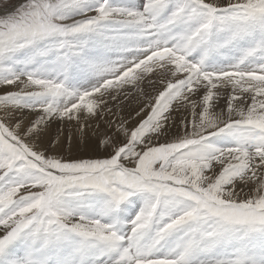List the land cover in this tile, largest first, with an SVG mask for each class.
I'll return each instance as SVG.
<instances>
[{
    "label": "rangeland",
    "instance_id": "obj_1",
    "mask_svg": "<svg viewBox=\"0 0 264 264\" xmlns=\"http://www.w3.org/2000/svg\"><path fill=\"white\" fill-rule=\"evenodd\" d=\"M126 1L0 0V84H29L0 92V261L264 264V0ZM162 62L175 72L142 88ZM189 99L193 117L174 123ZM89 115L101 144L83 141Z\"/></svg>",
    "mask_w": 264,
    "mask_h": 264
},
{
    "label": "bare ground",
    "instance_id": "obj_2",
    "mask_svg": "<svg viewBox=\"0 0 264 264\" xmlns=\"http://www.w3.org/2000/svg\"><path fill=\"white\" fill-rule=\"evenodd\" d=\"M139 0H129V2L128 1H126L127 2V8H128V11H130V10H134V9H136L137 10V8L140 6L141 7V3L139 4V5H137ZM211 2L212 4H214V5H217V6H222V5H225V4H228V3H231L232 2V0H208V2ZM238 1H240V0H238ZM245 1H252V2H255V1H259V0H245ZM139 2H141V1H139ZM130 3V4H129ZM259 3V2H258ZM119 4V3H118ZM167 5V4H166ZM165 5V6H166ZM262 5H264V4H262ZM143 6V5H142ZM262 7V6H261ZM141 9V8H140ZM264 10V9H263ZM160 13V12H159ZM156 14V13H155ZM146 16V15H145ZM134 22V21H133ZM137 24V23H136ZM135 26V25H134ZM195 28V27H194ZM127 30V29H126ZM225 30V29H224ZM181 35H185V33L184 32H181ZM214 36V35H213ZM240 36H242V35H240ZM239 36V37H240ZM120 37V36H119ZM133 38V37H132ZM131 38V39H132ZM134 39V38H133ZM132 39V40H133ZM216 39V38H215ZM213 40V39H212ZM127 42V41H126ZM126 42H121V44H125ZM213 42V41H212ZM181 45V44H180ZM188 44H186V45H184V46H182V48H184V47H186ZM205 45H207V44H205ZM238 46V45H237ZM187 49V48H186ZM207 50V49H206ZM215 50V48H213V49H211L210 51H214ZM192 51V49H190V51L189 52H191ZM209 51V52H210ZM208 52V54H206L207 55V57H205L206 59L207 58H209V53ZM116 53V52H115ZM195 53V52H194ZM197 53V52H196ZM212 53V52H211ZM197 54H199V53H197ZM211 55V54H210ZM122 56V55H121ZM164 56V55H163ZM167 56V55H166ZM178 57H177V60H178V66H180V64H181V66L179 67L180 69H182V68H184V66H187V63L188 62H186V61H184L183 60V55L181 56V59H180V55L178 54L177 55ZM99 57V56H98ZM102 57V56H101ZM105 58H100V59H98V60H100L101 61V64L102 65H100L101 67H102V71H107L108 69H109V67H110V65H111V63H110V58H107L106 56H104ZM162 57V56H161ZM165 57V56H164ZM168 57V56H167ZM203 57V56H202ZM247 57V56H246ZM123 58V57H122ZM185 58V57H184ZM215 58V57H214ZM205 59V60H206ZM95 60V59H94ZM97 60V59H96ZM163 60V59H162ZM169 60V59H168ZM204 60V63L206 64V61ZM116 61V60H115ZM114 61V62H115ZM166 61V60H165ZM99 62V61H98ZM161 62V61H160ZM179 62H180V64H179ZM47 64V63H46ZM51 64V63H50ZM154 64V63H153ZM156 64V63H155ZM169 64H171V63H168V62H162V63H160V65H159V67L157 66V67H155V68H153V69H155V71H152L151 73H149L148 74V76L147 77H145L144 78V81H143V86H142V88H144V89H146V90H151V86H154V85H156V82L158 81V80H165L164 79V77H165V75L167 74V77H171V73H174L175 72V70H173V67L171 66V65H169ZM91 65V64H90ZM146 65H148V64H146ZM184 65V66H183ZM150 68H151V65L149 66ZM152 67H154V66H152ZM218 68V67H220L221 68V66H216L215 65V68ZM50 68V67H49ZM191 68V70H192V67H190ZM259 68V67H258ZM61 69H62V66H59V69L57 70V71H61ZM64 69V68H63ZM62 69V71H65V70H63ZM114 69V68H113ZM190 70V69H189ZM220 70V69H219ZM56 71V72H57ZM141 71V70H140ZM143 71V70H142ZM101 72V70L100 69H97L96 70V74L97 73H100ZM147 72V71H146ZM142 73V72H141ZM173 75V74H172ZM95 76H97V75H95ZM142 76V75H141ZM101 77V76H100ZM109 77V76H108ZM185 77V76H184ZM98 78V77H97ZM103 78V77H102ZM110 78V77H109ZM156 79V81H153L152 79ZM154 79V80H155ZM167 79V78H166ZM14 80V79H13ZM211 80V79H210ZM6 81V80H5ZM100 81H103L102 79L100 80ZM262 82V81H261ZM158 83V82H157ZM90 86V85H89ZM85 87V86H84ZM29 88V84L26 82V81H18V82H3L2 84H0V92H2V93H7V92H13V91H15V90H24V89H28ZM184 88V87H183ZM22 90V91H23ZM29 90V89H28ZM138 89L135 87V90H134V92H136ZM141 91H142V89H140ZM36 91V90H35ZM103 91V90H102ZM145 92V91H144ZM150 94V93H149ZM186 94V93H185ZM98 95V94H97ZM147 97V96H146ZM137 98H139V93L138 92H136V96L134 97V99L136 100ZM191 100L189 99L187 102H186V104H185V106H183L182 108H180L178 111H177V106L176 105H174V107L172 108V110L169 112V116H172V120H173V122L174 123H176V122H180V121H182V120H186L188 117H193V113H191L190 112V109L191 108H193V106L192 107H190V105H191ZM130 103H132V102H129V104ZM4 105V104H3ZM58 105V104H57ZM10 106V105H9ZM12 106V105H11ZM196 107V106H195ZM20 108V110H21V112L19 113V115H23V116H27V117H30V118H32V117H34V116H36L37 115V113H38V111L36 110V108L34 109V108H29V107H19ZM48 108V107H47ZM57 108V107H56ZM219 110V109H218ZM10 115H11V111H10V107H8V105L7 106H3V107H1L0 106V116L2 117V118H4L5 116H8V117H10ZM167 115V114H166ZM167 120V119H166ZM87 123H88V126H89V132L91 131V132H93V130L92 129H94V126H93V119L90 117V115L87 117V121H86ZM87 123H85V126L87 125ZM117 123H119V121H117ZM166 123L167 124H169V119H168V121H166ZM165 123V124H166ZM88 126H86V127H88ZM170 127V126H169ZM169 127H167V125L165 126V127H163V128H160V129H158L159 127L157 126H155V128L154 129H151V130H149L150 132H149V135H147L148 137H147V139L145 140V144H147L146 142H148V141H150V137H153V136H155V137H159V136H161V135H164L167 131H168V129L167 128H169ZM100 139H103L102 138V136L99 134V131L97 130V131H95L94 130V132L92 133V134H85V136L83 137V141L85 142V143H87V142H91V141H95V140H97L94 144H96V143H100L101 144V141H100ZM59 142V141H58ZM46 143H47V139H43V141H42V143H40L39 144V146L40 147H45V145H46ZM99 144V145H100ZM94 147H95V145H94ZM76 148V141L74 140V138H72V140H71V142L68 144V150H70V151H72V150H74ZM226 148V147H225ZM63 149V144L61 143V142H59V143H56L54 146H53V148H52V150H53V152H55L56 153V157L57 158H59V159H63L62 157H61V155H60V153H61V150ZM136 152V151H135ZM138 152V151H137ZM217 154V153H216ZM254 154V153H253ZM43 155V154H42ZM134 155V154H133ZM138 154L136 153L135 154V156H137ZM239 156V155H238ZM226 157V156H225ZM234 157H235V155H234ZM130 158H132V156L130 157ZM129 158V159H130ZM238 158V157H237ZM240 158V157H239ZM131 160H133V159H131ZM210 160V159H209ZM215 163V162H214ZM213 165H215V164H213ZM217 166H215V168H216ZM174 168V167H173ZM206 168V167H205ZM218 168V167H217ZM203 169V168H202ZM183 173V172H182ZM211 173H214V171L213 172H211ZM211 173H210V175H211ZM213 176V175H212ZM207 177H208V175H207ZM194 178H195V176H194ZM205 182V181H204ZM204 182H202V183H204ZM245 184H250V186H253V185H256L255 183H253L252 181H250V180H246L245 181ZM245 186L246 185H243V182H238V183H236L235 185H234V194H235V192H238L239 190H241V189H243V188H245ZM210 187V186H209ZM232 187V186H231ZM251 188V187H250ZM236 198H239V196H237ZM106 199V198H105ZM100 202L97 204V207L95 206V200H93L94 201V203H91L90 202V206L92 207L91 209H89V210H92V211H90L89 213H93L92 215H90V214H88L87 216L88 217H90V218H94L95 216L94 215H96L97 214V212H101V210L99 209L100 207H98V206H102V205H104V200L102 201L101 199H98ZM106 205V204H105ZM105 208V207H104ZM88 210V211H89ZM96 214H95V213ZM101 215V214H100ZM94 216V217H93ZM99 218V217H98ZM93 221V220H92ZM1 228L2 227H0V236H1V234L3 233L2 232V230H1ZM4 234V233H3ZM2 234V235H3ZM96 235V234H95ZM98 236H100V237H106V236H109V233H107V230H103V231H99L98 232ZM226 241L228 242V243H230V242H232V241H234L235 239H233L234 238V236H231L230 234H227L226 236ZM236 237V236H235ZM106 239V238H105ZM108 239V238H107ZM111 239V238H110ZM239 239V238H238ZM254 239V238H253ZM241 242V241H240ZM239 242V243H240ZM108 243H111V245L113 246V247H116L117 245H118V243L115 241L114 242V240L112 239V240H108ZM182 243V242H181ZM180 243V244H181ZM171 244V243H170ZM98 244H96V246H97ZM236 245V244H235ZM177 246V243H175L174 244V248ZM240 246V245H239ZM259 246L260 247H258L257 248V251L258 252H260V254L261 253H263V254H261V256H264V244H263V242H261L260 244H259ZM99 247V246H98ZM166 247V246H165ZM180 247H182V245L180 246ZM256 246H253V244H252V246H249V248L250 249H252V248H255ZM34 248V247H33ZM38 248V247H37ZM120 248V247H119ZM148 248V247H147ZM182 248H187V247H185V245L182 247ZM11 249V248H10ZM37 250V249H36ZM74 250V249H73ZM234 250H235V248H234ZM253 250V249H252ZM75 251V250H74ZM177 251V250H176ZM217 251H218V249H217ZM23 252V251H22ZM34 252V251H33ZM38 251H36V253H37ZM80 252V251H79ZM187 253L184 255L185 257L186 256H188L189 254H188V251H186ZM253 252V251H252ZM35 253V252H34ZM149 253H151V252H148L147 253V255L149 254ZM20 253H18V255H19ZM98 254V253H97ZM21 255V254H20ZM31 255H33V253L31 254ZM124 255H125V253H124V251H123V249L122 248H120V253H119V256H120V258H123L124 257ZM9 256V259L7 258ZM33 256H35V255H33ZM175 257L177 256V252L175 253V255H174ZM200 256V259H202L203 258V254L202 255H199ZM18 257V256H17ZM76 257V256H75ZM170 257V256H169ZM5 258L7 259V263L5 262V260L6 259H1V261H0V264H12V263H16V262H18V260H17V258H16V256H15V254H14V252L12 251V249H11V254H8L7 253V255L5 256ZM19 258V257H18ZM247 258V257H246ZM259 258H260V255H259ZM10 260H12V261H10ZM202 260H204V259H202ZM9 261V262H8ZM242 261H245L244 259H242ZM255 261V260H254ZM65 262V261H64ZM81 262V261H80ZM247 262H249V263H251V264H253V260L251 259V257H249L248 259H246V261L244 262V264H248ZM85 263H87L86 261H85ZM237 263V262H236ZM69 264H75V262H72V263H69ZM79 264V263H78Z\"/></svg>",
    "mask_w": 264,
    "mask_h": 264
}]
</instances>
